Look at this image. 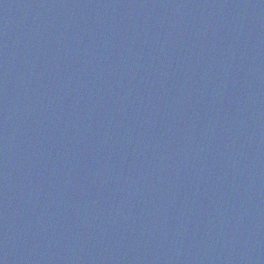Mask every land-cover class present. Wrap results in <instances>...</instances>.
<instances>
[{
  "label": "water",
  "instance_id": "95a60500",
  "mask_svg": "<svg viewBox=\"0 0 264 264\" xmlns=\"http://www.w3.org/2000/svg\"><path fill=\"white\" fill-rule=\"evenodd\" d=\"M0 264H264V0H0Z\"/></svg>",
  "mask_w": 264,
  "mask_h": 264
}]
</instances>
